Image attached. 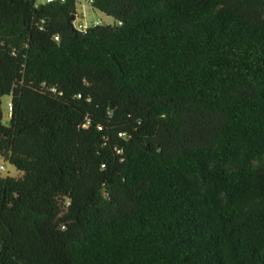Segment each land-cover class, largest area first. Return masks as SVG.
I'll return each instance as SVG.
<instances>
[{"label":"trees","instance_id":"obj_1","mask_svg":"<svg viewBox=\"0 0 264 264\" xmlns=\"http://www.w3.org/2000/svg\"><path fill=\"white\" fill-rule=\"evenodd\" d=\"M90 4L0 0V264H264V0Z\"/></svg>","mask_w":264,"mask_h":264},{"label":"rangeland","instance_id":"obj_2","mask_svg":"<svg viewBox=\"0 0 264 264\" xmlns=\"http://www.w3.org/2000/svg\"><path fill=\"white\" fill-rule=\"evenodd\" d=\"M99 23H112L115 21L114 17L104 13L103 11L93 7L87 0H76V17L75 23H83L85 25H91L94 21ZM9 95H3L1 97V107L3 110V122L5 124L9 121L10 109L8 108ZM0 163L4 165V168L0 170V175L17 176L20 171L9 161L0 157Z\"/></svg>","mask_w":264,"mask_h":264},{"label":"built area","instance_id":"obj_3","mask_svg":"<svg viewBox=\"0 0 264 264\" xmlns=\"http://www.w3.org/2000/svg\"><path fill=\"white\" fill-rule=\"evenodd\" d=\"M37 1H52V0H37ZM89 3H91L92 0H87ZM98 21H94V23H97ZM88 25H85L83 23H76V27L81 30V31H86V28H87ZM55 38H58V35H55L54 36ZM8 108L10 109L11 108V103L10 101H8ZM4 168V165L2 163H0V170Z\"/></svg>","mask_w":264,"mask_h":264},{"label":"water","instance_id":"obj_4","mask_svg":"<svg viewBox=\"0 0 264 264\" xmlns=\"http://www.w3.org/2000/svg\"><path fill=\"white\" fill-rule=\"evenodd\" d=\"M71 18L73 19V16H71Z\"/></svg>","mask_w":264,"mask_h":264}]
</instances>
